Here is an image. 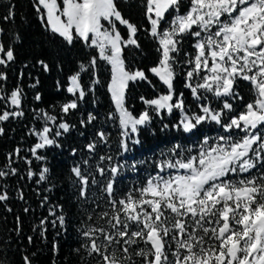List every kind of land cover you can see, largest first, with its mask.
<instances>
[{"label":"snow or ice","instance_id":"1","mask_svg":"<svg viewBox=\"0 0 264 264\" xmlns=\"http://www.w3.org/2000/svg\"><path fill=\"white\" fill-rule=\"evenodd\" d=\"M38 5L46 14V27L54 34L69 45L76 40L88 43L98 49L100 59L110 64L108 91L115 114L109 113V116L118 118L124 151L129 150L130 143L140 142L135 136L141 126H148L152 113L159 115L161 110L169 113L179 110L180 120L173 127L185 133L205 123H215L224 130L216 137H204L194 154L192 148L174 145L169 149L170 158L157 165L161 171H174L149 176L143 186L118 200L114 178L127 164L114 162L111 156H101L96 172L101 178L111 176L102 190L110 197L112 211L97 217L105 225L92 222L89 214L79 229L85 239L81 247L90 256H99L97 264H133L134 256L140 257L142 264H264V171L252 175L253 170L264 169V132L261 131L264 129V0H189L188 10L183 14L179 12L181 0H146L150 33L159 44V59L148 71L159 78L166 92L152 99L141 97L148 107L139 116L126 107V90L130 81L146 80L147 76L142 69L129 71L122 56L128 46L139 48L138 27L122 15L116 0H63L62 9L57 0H38ZM12 15L10 11L5 19ZM169 15H172L170 23ZM102 21H107L110 28L104 27ZM117 22L126 26V40ZM164 23H168L167 28ZM187 36L193 37L195 43L194 54H185L188 65L185 87L199 102L197 112L186 107L183 93L177 96L174 88L177 57ZM14 60L13 47L5 49L0 43V65ZM38 63L44 71L49 70L43 60ZM96 64L97 59L93 57L87 66L81 64L80 71L68 77L66 91L76 99L60 106L62 114L78 109L79 100L85 97L81 72L91 71ZM6 79V74L0 72V80ZM238 80L251 84L254 99L243 111L233 114V105L227 98H237ZM209 94L224 99L221 108L204 103ZM21 98L19 87L10 96H0L17 107L21 105ZM35 100H41L39 93ZM23 114L5 110L0 114V121ZM228 115L231 118L225 122ZM38 118L44 124L33 130L38 142L29 151L37 160L44 161L46 157L39 155L38 150L59 147L56 138L69 132L72 126L63 122L62 117L47 112ZM95 120L96 116L89 113L81 124ZM49 122L57 123L55 130L49 127ZM96 136L97 141L85 146L89 152L107 140L104 131H98ZM15 152L18 155L20 150ZM82 164L89 165V161L84 160ZM4 167L9 170L0 169V177L17 173L16 168L7 164ZM48 171L47 167L42 168L37 183L46 179ZM72 172L78 178L81 197L86 198L89 184H101L81 164L75 165ZM27 175L31 178L37 173L29 169ZM230 175L240 178L229 179ZM6 199V193L0 194V201ZM51 214L55 216L53 227L57 222L64 225L63 215H56L54 211ZM40 223L44 225L45 221ZM141 242L143 247H139ZM132 246L138 250L131 252ZM117 249L121 254H117ZM24 260L30 264L28 257Z\"/></svg>","mask_w":264,"mask_h":264},{"label":"trees","instance_id":"2","mask_svg":"<svg viewBox=\"0 0 264 264\" xmlns=\"http://www.w3.org/2000/svg\"><path fill=\"white\" fill-rule=\"evenodd\" d=\"M116 3L122 15L138 27L136 37L139 48L128 46L124 48L122 56L129 71L142 69L147 76L146 80L130 81L126 90V107L139 116L148 107L141 97L152 99L166 92L159 78L148 71L159 59V44L150 33L151 24L145 14L146 0H116ZM38 7L41 8L40 12L37 11ZM188 7L189 0H181L179 12H186ZM10 11L13 15L5 19ZM174 13L175 10H172V15ZM172 15L168 16V20ZM102 23L104 27L110 28L107 21ZM117 28L126 40V26L117 22ZM0 43L5 49L12 46L15 55L14 61L0 65V72L7 77L6 80H0V96H10L17 87L22 90L19 107L11 105L10 100L0 99V114L5 110L24 113L0 121V129H3L0 132V169L8 171L4 167L6 164L17 169L15 175L0 177V194H7V199L0 201V264H25V257L29 258L30 264H97L99 256H90L81 247L85 239L79 229L88 220L89 214L92 222L105 225L97 217L102 212L112 211L110 197L102 190L111 176L107 174L101 178L96 172L99 158L111 156L114 162L127 164L114 178L115 199L118 200L143 186L149 176L164 174L166 169L161 171L157 165L170 158L169 149L174 145L192 148L194 154L204 137H216L223 134L224 130L215 123H205L193 132L185 133L173 127L180 120L179 110L171 113L161 110L159 115L152 113L148 126H141L135 136L140 142L130 143L129 150L124 151L118 118L109 116V113L115 114V106L108 91L111 66L99 58L98 49L82 40L69 45L58 34H54L46 27V16L38 0H0ZM194 43L193 37L184 38L182 51L177 57L174 81L175 94L178 96L183 93L186 107L191 112L198 111L199 102L192 96L191 90L185 87V73L188 70L185 54H194ZM93 57L97 59L95 68L81 72L85 97L79 100L78 109L70 110L67 115L62 114L60 106L76 99V96L66 91L68 77L80 71L81 64L87 66ZM41 60L49 65L48 71H44L38 63ZM34 84L36 86L32 87ZM235 92L237 98L227 99L233 105V114H238L254 99V92L251 84L244 80L237 81ZM37 93L41 95L39 101L35 100ZM223 102L224 99L214 98L211 94L204 101L215 109L221 108ZM42 112L62 117L63 122L72 126L69 132L56 138L59 147L53 145L38 150L39 155L46 157L44 161L37 160L29 151L38 142L33 130L42 128L44 120L38 118ZM89 113L96 116V120L82 125L81 120L86 121ZM230 118L231 115L226 116L225 122ZM57 123L49 122V127L55 130ZM165 124L168 125L166 129ZM98 131H104L107 140L98 143L94 152H89L85 146L99 139L96 136ZM261 131L264 132V129ZM16 149L20 150L18 155ZM84 160H88L89 165H83ZM77 164L101 181L100 186L89 184L86 198L81 197L78 178L72 172ZM43 167L49 171L46 179L37 183L38 173ZM29 169L37 175L29 178ZM262 171L264 169L257 168L252 175ZM239 178L229 176V179ZM52 211L64 216L63 226L57 222L56 227H53L55 216L51 214ZM41 220L45 221L44 225H41ZM139 247H143L142 242ZM136 250L137 246L130 249L131 252ZM117 254H121L118 249ZM133 264H142L141 258L134 256Z\"/></svg>","mask_w":264,"mask_h":264},{"label":"rangeland","instance_id":"3","mask_svg":"<svg viewBox=\"0 0 264 264\" xmlns=\"http://www.w3.org/2000/svg\"><path fill=\"white\" fill-rule=\"evenodd\" d=\"M57 3H59L61 6H60V8L62 9V7H63V0H57ZM176 13H174L173 15H175ZM181 14H183V13H181ZM171 19H172V17H171ZM171 19L170 20H168V22L170 23V21H171ZM103 24V23H102ZM166 26L164 27V28H167L168 27V23H166L165 24ZM172 171H174V170H168V169H166L165 170V173L164 174H161V175H167L169 172H172Z\"/></svg>","mask_w":264,"mask_h":264}]
</instances>
